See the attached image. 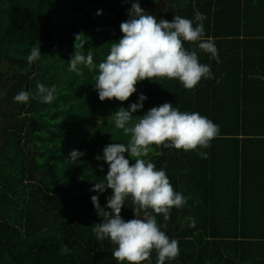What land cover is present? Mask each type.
Masks as SVG:
<instances>
[{"label":"trees","instance_id":"trees-1","mask_svg":"<svg viewBox=\"0 0 264 264\" xmlns=\"http://www.w3.org/2000/svg\"><path fill=\"white\" fill-rule=\"evenodd\" d=\"M133 2L170 22L203 13L220 62L197 51L215 78L192 90L177 79H145L128 101H101L98 64L124 35L120 25ZM34 48L42 56L29 64ZM76 50H90L97 68L70 71ZM37 83L55 86L53 102L14 101L21 90L36 95ZM141 93L147 100L134 121L169 102L220 128L202 149L207 158L151 146L148 158L188 198L168 221L156 214L179 241V255L166 264H264V0H0V264H118L116 245L93 232L102 219L91 197L99 195L104 208L112 190L91 189L108 171L96 157L106 145L131 139L115 127V113ZM73 150L84 155L72 161ZM126 204L121 215L128 221L134 205L130 198ZM150 259L155 264V251Z\"/></svg>","mask_w":264,"mask_h":264},{"label":"clouds","instance_id":"clouds-1","mask_svg":"<svg viewBox=\"0 0 264 264\" xmlns=\"http://www.w3.org/2000/svg\"><path fill=\"white\" fill-rule=\"evenodd\" d=\"M102 14V10H98L97 15ZM128 15L130 18L120 25L124 35L111 44L110 53L98 64L94 88L101 101H128L137 92L138 82L145 79H177L185 89L192 90L202 80L215 78L212 66L202 63L197 51L220 62L214 39L206 37L203 13L197 11L194 19L175 15L170 22L157 19L138 2H133ZM188 43L195 44V48L186 47ZM84 44L81 42L79 46L83 48ZM75 47L77 49V43ZM41 56L40 48H34L27 57L28 63L38 61ZM80 66L90 71L97 68L90 50L87 54L76 50L69 70L80 74ZM36 87V95L21 90L14 101L27 103L30 97L41 103L55 100V86L37 83ZM145 100L147 96L141 93L137 102L127 109L121 107L114 115L115 127L130 136V141L110 143L104 147L103 156L96 157L108 164V171L103 179L93 182L91 191L102 194L111 189L112 195L104 208L99 203V195L91 197L102 219L94 225L93 232L98 241L110 240L116 245L112 256L118 264H152L153 251L155 264H166L179 255V241L167 235V224L159 223L156 214L168 221L172 208H182L188 198L174 189L165 169L157 168L148 158L153 151L151 146L196 151L200 157L207 158L208 153L202 149L209 148L220 133L219 125L207 116L196 111H181L169 102L151 108L134 121L133 114L143 109ZM125 153L134 163L130 164ZM83 155L78 150L70 153L72 161ZM99 167L103 171V166ZM129 198L134 205L135 218L125 221L121 212ZM190 226L194 227V222Z\"/></svg>","mask_w":264,"mask_h":264}]
</instances>
